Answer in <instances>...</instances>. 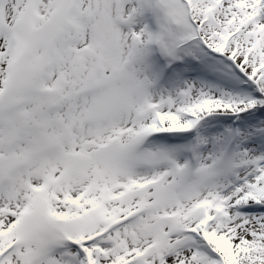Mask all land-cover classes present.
<instances>
[{
  "label": "snow or ice",
  "instance_id": "6c2138e0",
  "mask_svg": "<svg viewBox=\"0 0 264 264\" xmlns=\"http://www.w3.org/2000/svg\"><path fill=\"white\" fill-rule=\"evenodd\" d=\"M0 264H264V0H0Z\"/></svg>",
  "mask_w": 264,
  "mask_h": 264
}]
</instances>
